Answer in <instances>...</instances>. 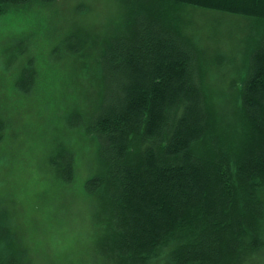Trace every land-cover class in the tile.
Here are the masks:
<instances>
[{"label":"trees","instance_id":"obj_1","mask_svg":"<svg viewBox=\"0 0 264 264\" xmlns=\"http://www.w3.org/2000/svg\"><path fill=\"white\" fill-rule=\"evenodd\" d=\"M32 1L55 0H0V12ZM137 2L126 32L104 54L90 110L83 116L75 103L64 119L97 143L100 165L82 190L97 198L101 264L264 260V32L250 45L234 96L218 103L206 93L198 53L173 16L186 6L243 17L261 29L264 0ZM36 74L34 66L20 67L13 90H41ZM74 83L59 86L74 94ZM59 151L47 164L55 180L70 184L74 155ZM7 233L0 225V264H33L31 249ZM31 248L39 257L42 249Z\"/></svg>","mask_w":264,"mask_h":264},{"label":"rangeland","instance_id":"obj_2","mask_svg":"<svg viewBox=\"0 0 264 264\" xmlns=\"http://www.w3.org/2000/svg\"><path fill=\"white\" fill-rule=\"evenodd\" d=\"M137 4V0L32 1L7 5L0 12V225L8 229L6 236L11 233L32 250L28 254L33 264L104 261L95 249L102 232L97 198L82 190L100 165L97 143L81 127L68 128L64 119L75 103L83 105L79 108L83 116L90 110L104 54L126 32ZM173 16L198 53L206 93L218 103L231 99L236 78L248 64L250 45L264 27L243 17L186 6ZM26 64L34 66L41 80V90L33 95L20 94L12 86L15 71ZM66 81L76 82L75 92L82 88L81 93L62 91L59 85ZM61 147L74 155L75 177L70 184L55 180L48 166ZM34 244L42 249L39 257L31 248ZM147 264H166V259ZM246 264L264 260L253 257Z\"/></svg>","mask_w":264,"mask_h":264}]
</instances>
